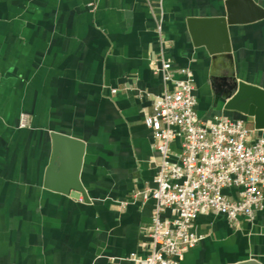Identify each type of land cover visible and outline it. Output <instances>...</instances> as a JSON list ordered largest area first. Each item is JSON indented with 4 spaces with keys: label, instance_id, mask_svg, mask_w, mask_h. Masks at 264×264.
<instances>
[{
    "label": "crops",
    "instance_id": "0c3cea01",
    "mask_svg": "<svg viewBox=\"0 0 264 264\" xmlns=\"http://www.w3.org/2000/svg\"><path fill=\"white\" fill-rule=\"evenodd\" d=\"M225 1L0 0V264H137L149 253L155 201L131 198L155 187L158 172L144 119L173 85L154 72L156 61L172 62L176 79L179 68L191 70L203 121L242 118L264 136L252 117L215 106L212 85L234 70L264 88V19L232 26L226 69L213 67L189 31V18L222 15ZM53 132L84 142L78 179L87 198L65 189L67 152L46 186ZM181 150V140L171 143L173 161ZM224 193L239 197L236 187ZM192 229L202 238L180 264H264V210L236 224L200 214Z\"/></svg>",
    "mask_w": 264,
    "mask_h": 264
},
{
    "label": "built area",
    "instance_id": "2783aa9c",
    "mask_svg": "<svg viewBox=\"0 0 264 264\" xmlns=\"http://www.w3.org/2000/svg\"><path fill=\"white\" fill-rule=\"evenodd\" d=\"M158 32L161 35L160 26ZM152 68L173 88L166 87L154 99L144 119L160 160L155 187L132 194L133 201H155L148 230L150 251L133 259L137 264H180L185 252L202 238L192 229L200 214H221L236 224L241 217L252 220L264 210V136L254 137L256 130L242 118L203 121L190 69L179 68L183 78L176 79L170 61L161 59ZM26 120L22 115L21 127H26ZM177 139L182 150L173 161L171 143ZM230 187L239 189L237 199L225 195L224 189ZM168 209L173 218L163 217Z\"/></svg>",
    "mask_w": 264,
    "mask_h": 264
},
{
    "label": "water",
    "instance_id": "95a60500",
    "mask_svg": "<svg viewBox=\"0 0 264 264\" xmlns=\"http://www.w3.org/2000/svg\"><path fill=\"white\" fill-rule=\"evenodd\" d=\"M261 19H264V7L255 0H226L224 14L215 17L189 18L187 22L194 44L206 47L212 58L213 67L217 69L220 65L226 69L233 63L230 38L232 26L252 23ZM221 59L229 61H220ZM212 85L215 106L223 102L224 110L252 117L255 128L264 129V88L239 80L234 70L230 76H223L220 79L212 78ZM51 137L54 152L46 173V186L50 187V179L54 177L57 169L56 163L60 170L65 167L64 155L67 152L70 154L72 162L69 164L70 174L67 180H63L67 185L65 189L67 187V190L73 189L87 198L85 189L78 179L85 150L84 142L59 132H53ZM67 190L66 194L69 193ZM229 264L261 263L255 259H246Z\"/></svg>",
    "mask_w": 264,
    "mask_h": 264
}]
</instances>
